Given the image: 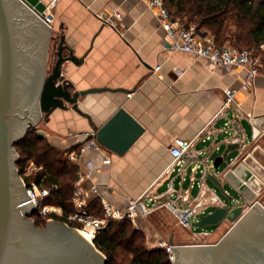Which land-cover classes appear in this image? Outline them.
I'll list each match as a JSON object with an SVG mask.
<instances>
[{"label": "crops", "instance_id": "crops-1", "mask_svg": "<svg viewBox=\"0 0 264 264\" xmlns=\"http://www.w3.org/2000/svg\"><path fill=\"white\" fill-rule=\"evenodd\" d=\"M42 1L47 4L46 14L54 17L51 37H64L66 46L77 58V63L67 61L63 65V80L74 86V92L103 90L80 99V109L91 121L72 109L53 112L49 121H44L48 141L58 149L77 150L87 142L85 135L92 133L91 123L103 126L120 108L145 129L124 155L107 149H87L80 158L77 166L87 175L81 188L89 210L101 217L104 201L125 210L131 200L147 191L159 198L169 195L172 200L185 192L196 199L204 191L202 215L224 206L227 199H223L207 176L221 178L224 189L233 188L225 178L227 171L238 164H247L249 154L264 146V63L259 62L262 74L245 89L247 68L213 66L206 60L173 50L156 11L141 0ZM100 13H119L121 18L116 22L120 32L102 23L96 17ZM56 41L51 39L48 43L44 76L50 74L54 65ZM227 90L235 92L231 107H225ZM179 139L194 141L195 161L172 164L170 149ZM231 144L240 148L230 151L229 164L224 163L216 171L213 166L216 158L223 156ZM247 168L256 178L248 183L255 192L257 188L251 183L260 181L258 168L249 165ZM94 188L97 195L92 192ZM165 211L170 212L168 208H160L152 214L164 215ZM133 225L143 233L146 230L152 249H163L165 239L147 218L139 217ZM219 233L204 231L191 234L190 238L205 245ZM188 234L175 228L167 241L192 245Z\"/></svg>", "mask_w": 264, "mask_h": 264}, {"label": "water", "instance_id": "water-1", "mask_svg": "<svg viewBox=\"0 0 264 264\" xmlns=\"http://www.w3.org/2000/svg\"><path fill=\"white\" fill-rule=\"evenodd\" d=\"M46 11L42 0H0V264H106L107 258L95 244L68 223L50 220L45 228L37 226L31 218L35 204L18 170L16 145L31 128H38L42 119L49 121L55 111L72 109L85 116L80 99L103 92H74V86L63 80V65L77 63V58L64 37H51L52 29L42 19ZM51 39L57 40L55 61L50 74L44 76ZM85 117L91 121L90 116ZM91 124L98 143L119 155L145 132L124 108L101 127ZM39 136L45 138L46 133L40 130ZM239 148L228 145L224 155L216 158L214 169L227 164L228 153ZM225 178L242 194L244 204L235 203L221 178L209 174L207 179L227 202L200 215L193 226L204 229L231 223L232 229L215 244L176 245L170 240L174 264H264V206L255 201L256 193L248 186L254 174L241 163L230 168Z\"/></svg>", "mask_w": 264, "mask_h": 264}, {"label": "built area", "instance_id": "built-area-1", "mask_svg": "<svg viewBox=\"0 0 264 264\" xmlns=\"http://www.w3.org/2000/svg\"><path fill=\"white\" fill-rule=\"evenodd\" d=\"M141 1L146 4L151 11H156L161 26L171 40V48L173 50L190 54L196 59L206 60L213 66L247 68L248 81L243 85L245 89L248 88L249 83L254 78L262 74V66L256 60L252 52L240 50L233 45H218L214 36L205 33L194 24H184L179 19L174 18L167 9L165 0ZM96 17L102 23L120 32L116 22V19L121 18L119 13L112 15L100 13L96 14ZM42 19L47 25L51 26L54 17L52 14H46ZM261 48L264 49V45H262ZM157 69H159V67ZM234 102L235 92L227 90L225 107H231ZM85 136L87 137V142L83 146H80L77 150H69L66 153V159L70 163L77 165L87 149L105 150V148L98 143L95 133H88ZM193 145L194 141L177 140L170 149L173 158L172 164L184 165L188 162L195 161L197 157L193 153ZM105 163L109 164L110 160L106 159ZM42 169V166H38L33 160H30L28 164L24 166L22 173L19 172L22 176L25 175L27 177L28 175L40 172ZM89 170H92V166L90 165ZM86 176L87 175L80 170L77 173V181L72 199L74 212L68 216V220L69 222L75 223L77 227L74 228L82 235L85 234L88 236L92 243H94L97 236L102 231L107 230L113 222L129 220L136 223L139 217L147 218L160 208H168V210L176 216L182 229L191 230L193 228V223L195 220L199 219V216L202 215L205 209L203 199L206 193L204 191H202L200 194L201 196L196 199L191 198L189 194L185 192L184 194L178 195L176 200H172L169 195L163 196L162 198L152 196L149 191H147L140 197L131 200L125 210H119L112 204L104 201V214L99 217L89 210L87 196L81 188V182ZM24 186L28 195L31 196L30 201H33L35 204L33 213L38 212L40 217L48 220V222L54 220L51 218V215H62L63 211L60 207L47 204V199L52 192V188L39 185L35 182H32L31 185L24 183ZM92 192L95 195L98 194L96 188H94ZM213 200L215 201V199ZM137 228L139 227L137 226ZM172 247L173 246L169 243H163V248L169 254L171 263L174 264L175 256Z\"/></svg>", "mask_w": 264, "mask_h": 264}, {"label": "trees", "instance_id": "trees-1", "mask_svg": "<svg viewBox=\"0 0 264 264\" xmlns=\"http://www.w3.org/2000/svg\"><path fill=\"white\" fill-rule=\"evenodd\" d=\"M171 15L184 24L197 27L214 36L218 45L229 41L240 50H259L264 63V0H165ZM235 31L231 34V25ZM253 53V52H252ZM253 53L260 62L259 56ZM20 153L18 165L22 173L24 164L35 160L43 170L25 177L27 185L35 182L52 188L47 204L58 206L62 215H51L57 221L69 223L74 212L73 193L79 167L66 159L69 150H59L47 138L39 136L38 128H31L27 137L16 145ZM31 218L38 227L45 228L48 220L34 212ZM95 246L107 258L106 264H172L166 250H149L146 236L136 230L129 220L113 222L94 241Z\"/></svg>", "mask_w": 264, "mask_h": 264}, {"label": "rangeland", "instance_id": "rangeland-1", "mask_svg": "<svg viewBox=\"0 0 264 264\" xmlns=\"http://www.w3.org/2000/svg\"><path fill=\"white\" fill-rule=\"evenodd\" d=\"M194 25H196V24H194ZM229 25H231V34H232V32H234L235 31V29H234V26H233V24L230 22L229 23ZM197 26V25H196ZM225 45L227 44V45H232L231 44V42H229V41H227V42H225L224 43ZM263 49L261 48V51H262ZM258 51L259 50H256V49H252V52L253 53H256V54H258ZM259 56H257L259 59H260V62H261V59L263 58V56L261 55V54H258ZM44 128H45V123H44V121H42L40 124H39V127H38V130L40 131V130H44ZM46 138V137H45ZM47 141H48V139H47ZM49 142V141H48ZM264 142H262V144H263ZM58 149V148H57ZM59 150H61V151H63L62 149H59ZM16 152L19 154V156H20V153L18 152V149L16 148ZM248 155V154H247ZM21 157V156H20ZM30 161V160H29ZM29 161H27L25 164H24V166L25 165H27L28 164V162ZM35 163H36V161L35 160H33ZM249 166H251V167H253V168H258V173H257V177H258V179L260 180V182H261V190L260 191H258V192H256L255 191V193H256V196H255V201L256 202H259L261 205H263L264 206V146H262V148L260 149V151L259 152H257V153H255V154H249V159L247 160V162H246ZM37 164V163H36ZM247 164H245L247 167H248V165ZM38 165V164H37ZM39 166V165H38ZM250 168V167H249ZM18 169H19V167H18ZM43 170V169H42ZM19 171H20V169H19ZM35 174V173H34ZM20 175H21V173H20ZM33 175V174H32ZM28 176H30V175H28ZM21 177V179H23L22 181H23V184L24 183H26L27 184V182H26V180H25V175H21L20 176ZM228 190H232V191H228ZM198 191V189H195V193ZM225 191H226V193L230 196V197H233L234 198V200H235V203L236 202H239V204H244V202H245V199H244V197L242 196V194L238 191V190H236V189H234V188H231V187H229V186H227V187H225ZM220 192V191H219ZM223 197H224V199H226V197L223 195V194H221ZM237 198V199H236ZM147 220H148V222L152 225V227H153V229L158 233V234H160L162 237H163V239H165V240H163L164 242H166V243H168V241H167V238L169 237V235H170V232H171V230L172 229H175V228H181L180 226H179V223H178V220H176V218L173 216V214L171 215V213L170 212H168V211H165L164 212V215H159V214H157V213H155V214H152V215H150L149 217H147ZM223 226H225L224 228H223ZM133 227L134 228H136L134 225H133ZM232 227H233V224H231V223H223V224H221V225H219V226H208V227H206V228H204V229H200V228H197V227H194L193 226V228L191 229V230H189V231H187L186 230V232H188L189 234H188V236H187V238H188V240L190 239V242L191 243H193L192 245H198V243H196V241L194 240V239H192V238H190V235L191 234H199V233H201V232H204V231H211L212 233L215 231V232H220L218 235H216V237L214 238V239H212L211 241H209L208 242V244H215V243H217L219 240H221L222 239V237L229 231V230H231L232 229ZM223 228V229H222ZM184 231H185V229H183ZM145 233V236H146V244H147V247H148V249L149 250H152V246L148 243V240H147V238H148V235H147V232H146V230L144 231ZM200 245V244H199ZM156 250H159V249H156ZM163 250H165L164 248H163ZM105 256V255H104ZM106 257V256H105Z\"/></svg>", "mask_w": 264, "mask_h": 264}, {"label": "bare ground", "instance_id": "bare-ground-1", "mask_svg": "<svg viewBox=\"0 0 264 264\" xmlns=\"http://www.w3.org/2000/svg\"><path fill=\"white\" fill-rule=\"evenodd\" d=\"M222 168V167H221ZM216 172V171H215ZM254 179H256V178H254ZM252 185H253V187L254 188H257V189H255L256 190V192H258V191H260L261 190V182L260 181H257V180H253V182L251 183ZM214 188V187H213ZM228 191H232V190H228ZM218 193V192H217ZM223 199H224V197H223ZM237 199V198H236ZM225 200V199H224ZM89 242H90V239H89V237L88 236H86L85 234L83 235Z\"/></svg>", "mask_w": 264, "mask_h": 264}, {"label": "flooded vegetation", "instance_id": "flooded-vegetation-1", "mask_svg": "<svg viewBox=\"0 0 264 264\" xmlns=\"http://www.w3.org/2000/svg\"><path fill=\"white\" fill-rule=\"evenodd\" d=\"M42 121H44V119H42ZM42 121H41V122H42ZM229 231H230V230H229ZM229 231H228V232H229ZM228 232H227V233H228Z\"/></svg>", "mask_w": 264, "mask_h": 264}]
</instances>
